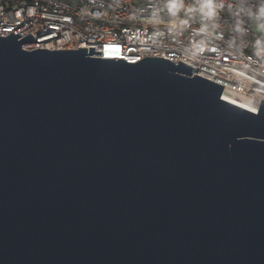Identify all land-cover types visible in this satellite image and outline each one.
Here are the masks:
<instances>
[{
	"label": "water",
	"instance_id": "1",
	"mask_svg": "<svg viewBox=\"0 0 264 264\" xmlns=\"http://www.w3.org/2000/svg\"><path fill=\"white\" fill-rule=\"evenodd\" d=\"M58 35H0V264H264V102Z\"/></svg>",
	"mask_w": 264,
	"mask_h": 264
},
{
	"label": "built area",
	"instance_id": "2",
	"mask_svg": "<svg viewBox=\"0 0 264 264\" xmlns=\"http://www.w3.org/2000/svg\"><path fill=\"white\" fill-rule=\"evenodd\" d=\"M149 3L151 0H0V35L18 30L19 38L30 32L37 38L59 30L61 35L28 48L94 46L101 54L92 56L129 62L155 55L175 63L179 59L194 67L192 75L196 73L222 84V97L224 92L240 97L248 103L246 109L257 112L264 98L260 95L264 92V78L252 76L244 67L251 68L254 59L250 38L244 41L239 54L233 52L228 42L235 34L223 23L225 14L221 12L223 38L213 40L193 57L185 50L191 39L189 34L157 42L152 38L151 26H134L129 22L136 8Z\"/></svg>",
	"mask_w": 264,
	"mask_h": 264
},
{
	"label": "clouds",
	"instance_id": "3",
	"mask_svg": "<svg viewBox=\"0 0 264 264\" xmlns=\"http://www.w3.org/2000/svg\"><path fill=\"white\" fill-rule=\"evenodd\" d=\"M221 12L225 14L223 23L235 34L228 47L239 54L244 41L250 38L254 59L251 68L244 67L252 76L264 78V0H151L147 6L135 9L129 22L151 26L152 38L157 42L189 34L185 50L194 57L213 40L223 38ZM260 95L264 97V92Z\"/></svg>",
	"mask_w": 264,
	"mask_h": 264
},
{
	"label": "bare ground",
	"instance_id": "4",
	"mask_svg": "<svg viewBox=\"0 0 264 264\" xmlns=\"http://www.w3.org/2000/svg\"><path fill=\"white\" fill-rule=\"evenodd\" d=\"M223 97L226 99V100H229L235 104H238L242 107H249L248 103H246L242 98L240 97H237L235 95H229L227 92H224L223 93Z\"/></svg>",
	"mask_w": 264,
	"mask_h": 264
}]
</instances>
